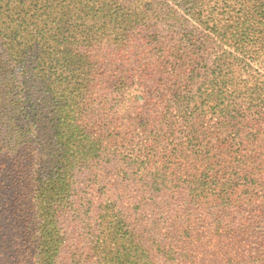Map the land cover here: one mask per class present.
<instances>
[{
	"label": "rangeland",
	"instance_id": "obj_1",
	"mask_svg": "<svg viewBox=\"0 0 264 264\" xmlns=\"http://www.w3.org/2000/svg\"><path fill=\"white\" fill-rule=\"evenodd\" d=\"M252 4L0 0V264H37L49 179L63 264H264Z\"/></svg>",
	"mask_w": 264,
	"mask_h": 264
},
{
	"label": "trees",
	"instance_id": "obj_2",
	"mask_svg": "<svg viewBox=\"0 0 264 264\" xmlns=\"http://www.w3.org/2000/svg\"><path fill=\"white\" fill-rule=\"evenodd\" d=\"M4 0H1L3 2ZM251 1V0H248ZM253 4L251 6V12L249 17H255L257 15L260 17V21H264V11L263 5L256 0H252ZM10 10V7H7V11ZM246 10V9H245ZM247 17V14H245ZM249 18H246L243 22L248 21ZM19 26V25H18ZM214 168V166H213ZM212 170V169H211ZM61 181V178L59 179ZM37 187H36V197L37 201L42 200L45 194L48 191V188L44 186V183H41L40 177L37 179ZM49 184H52V188L57 189V186L60 185V188L63 192V196L59 198V200H54L49 203L44 208H38L36 212H38L39 223L37 226V230L34 231L36 234V252H35V261L37 264H63V256L64 253L62 252V248L65 243V236L63 234V230H65V224L68 218H65V210L64 208L67 207V194H68V186L67 183H59L56 185L55 181L49 179ZM208 184V183H206ZM206 184L204 185V190H207ZM214 185H219L222 190H225L226 184H223L220 180L215 181ZM51 190V189H49ZM40 198V199H38ZM221 202L227 204L224 200V196L220 197ZM40 202V201H39ZM55 202V203H53ZM39 206L41 203H38Z\"/></svg>",
	"mask_w": 264,
	"mask_h": 264
}]
</instances>
